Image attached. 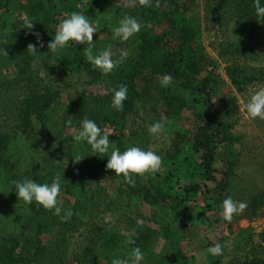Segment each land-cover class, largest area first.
Returning a JSON list of instances; mask_svg holds the SVG:
<instances>
[{"label":"trees","instance_id":"trees-1","mask_svg":"<svg viewBox=\"0 0 264 264\" xmlns=\"http://www.w3.org/2000/svg\"><path fill=\"white\" fill-rule=\"evenodd\" d=\"M79 2L83 3V8H79ZM137 2L144 10L143 14L148 13L167 29L162 33L140 31L128 41L121 42L112 39V27L123 15L136 17L137 13L135 8L120 5L119 0H0V10L6 14L17 10L21 16L12 30H8L7 20L0 22V72L22 67L14 79L0 83V107L21 99L27 104L21 124L0 133V264H34L37 256L46 250L39 241L42 232L70 222V219L61 220L35 202L30 205L19 202L14 187L10 192L12 181L32 178L41 183L51 182L52 176L60 173L62 192L75 200V211H87L95 206L99 173L114 172L106 168L107 155L92 153L85 144L74 142L73 136L62 143V150L46 154L42 150V138L28 131L31 113L39 117L48 114L55 99V94L46 88L33 94L28 90L26 73L30 72L32 62L40 55H53L55 61L66 67L71 79L86 75L91 79L90 85L104 87V94L84 91L78 100L72 102L68 114L77 116L79 124L87 117L94 119L103 129L105 125L122 127L142 96L136 87V80L148 70L161 78L165 74L172 77L167 88L160 85L156 93L149 94L151 103L164 100L181 111L193 97L198 112L196 134L189 153L181 155V152H177L168 157L166 164L169 168L165 175L156 173L159 180L155 181L154 189H146L142 198L137 194L135 198L153 201L166 210H173L178 219L187 208L188 201L197 198L205 187L199 181L200 176L207 183L217 181L216 174L219 172L215 160L218 150L227 147L233 138L218 122L220 96L216 92L218 83L214 79L215 74L211 72L200 78L202 71L211 63L204 42V14L200 3L198 0H152L149 7L141 6L139 0ZM229 5L230 0H216L212 6L211 13L220 23H223L224 12ZM73 11L82 12L89 19L100 18V27L93 38L97 50L109 44L113 51L124 44L128 45L127 58L110 74L103 75L85 61L83 44L70 42L68 47L54 54L49 51L48 43L54 38L55 25L61 17ZM236 12L237 24L241 25L242 30L248 31L246 26L253 22L264 21L256 19L253 0H239ZM28 17L35 19L32 29L24 28L23 21ZM35 33L42 38V46L37 43ZM30 44L36 45V54L27 50ZM242 49H246V46L237 50ZM23 67H27V72ZM251 72L258 75L256 69L239 66L230 68L228 74L232 83L241 89L252 80ZM121 84L127 86L128 96L123 109L117 111L110 106V89ZM109 138L122 151L126 146L137 145L132 136L125 134H110ZM77 152L85 157L79 163L72 161L73 154ZM170 166L173 168L170 169ZM219 174L224 176V181L219 182L218 187L225 192L234 172L230 167ZM180 180L187 182L182 193ZM263 204L264 193H261L253 200L251 213H256ZM125 223V229L117 228L99 235L100 244L90 264H111L113 255L127 258L131 264L130 253L135 246L148 254L145 264H174L168 256L152 251V245L160 233L157 229L137 224L133 218ZM129 238L135 240L134 245L125 243ZM181 258L184 259V256ZM208 264L224 263L222 260H211ZM232 264H264V260L247 258Z\"/></svg>","mask_w":264,"mask_h":264},{"label":"rangeland","instance_id":"rangeland-1","mask_svg":"<svg viewBox=\"0 0 264 264\" xmlns=\"http://www.w3.org/2000/svg\"><path fill=\"white\" fill-rule=\"evenodd\" d=\"M198 1L204 14V42L211 62L200 78L211 72L215 74L214 79L218 83L216 92L220 96L218 122L233 138L227 147L218 150L215 160L219 173L232 167L234 174L230 177L228 190L222 192L218 187L219 182L224 181L223 175L216 174L217 181L208 183L200 176L199 181L205 187L197 198L194 197L195 200L191 198L188 201L183 215L176 219L173 210H166L153 201L135 198L136 194L142 198L146 189H154L155 181L159 180L156 173L136 176L135 183L129 184L122 176L116 177L114 172H101L93 208L75 211V200L61 193L60 205L71 208L73 215L69 223L42 232L39 241L46 250L37 256L34 264H90L100 244L99 235L117 228L125 229V222L132 218L141 220L140 225L160 232L152 251L168 256L174 264H208L211 260L232 264L247 258L264 260V204L256 213H251L253 200L264 193V120L247 118L243 110L250 91L264 87V21L253 22L246 26L248 31L242 30L236 17L239 0H230L223 23L211 13L216 0ZM119 4L135 8L136 18L142 24L140 31L162 33L167 29L148 13L143 14L144 10L137 0H119ZM83 7V3L79 2V8ZM69 15L61 17L55 29ZM20 18L17 10L10 14L0 10V22L7 20L8 30L15 28ZM242 46L246 49L238 51ZM120 49L128 52V45L124 44L114 52L119 55ZM236 66L256 69L258 75L251 72L252 80L240 89L232 83L228 74L229 69ZM21 68L0 72V83L14 79ZM23 69L27 72V67ZM26 74L31 94L44 88L55 94L48 114L39 117L31 113L28 131L42 138L44 153L62 150V143L74 135L73 129H79L77 116L68 114L72 102L78 100L84 91L104 94V87L90 85L91 79L86 75L71 79L66 67L55 61L51 54L40 55ZM160 79L150 70L144 72L136 80V87L142 96L136 102L135 111L125 119L122 127L105 125L104 129L117 136H132L135 143L143 148L151 147L162 160L158 172L165 175L169 168L166 164L168 157L177 152L181 155L189 153L196 134L198 110L192 96L181 111L164 100L151 103L149 94L156 93ZM23 101L16 100L0 107V133L21 124L27 108ZM68 119L73 121L72 128L65 126ZM157 120L165 123V130L159 137H153L148 128ZM186 184L184 180L179 181L181 193ZM229 196L237 202H245L247 207L227 222L221 218L220 205ZM122 222L125 224L122 225ZM216 243L223 244L224 249L221 255L213 256L208 248ZM147 257L148 254L143 253L140 264H145Z\"/></svg>","mask_w":264,"mask_h":264},{"label":"clouds","instance_id":"clouds-1","mask_svg":"<svg viewBox=\"0 0 264 264\" xmlns=\"http://www.w3.org/2000/svg\"><path fill=\"white\" fill-rule=\"evenodd\" d=\"M141 6H151L152 0H139ZM158 6V4H157ZM255 17L257 20H264V2L262 0H253ZM34 18H25L24 28L32 29L34 27ZM100 18L89 19L82 12L73 11L69 16L63 19L56 28L54 38L48 43L49 51L54 54L59 50L65 49L70 42L83 44L84 59L92 65L94 69L99 70L103 75L110 74L119 64H121L128 56L126 50L120 49L119 55L113 51L112 45L97 50L93 43V36L98 32L100 27ZM142 28V24L132 15L125 14L120 18L117 24L112 27V39L121 42H126L134 35L138 34ZM37 43L42 46V38L39 33H35ZM27 50H31L33 54L37 53L36 45L30 44ZM8 55L7 52L4 53ZM172 82L170 74H165L159 80L162 87L167 88ZM112 93L110 106L117 111H121L124 106V101L128 96V88L121 84L118 87L110 89ZM244 112L247 118L264 120V87H258L251 90L249 97L244 106ZM73 121L68 119L65 121V126L72 128ZM165 130V123L162 120H157L152 123L148 132L153 137H159ZM73 141L76 143L85 144L92 153L96 155H107L106 168L114 170L116 177L122 176L129 184L135 183L136 176H144L146 174L157 173L161 166L162 160L151 147L143 148L138 145H129L122 151L115 141L110 140V134L97 124L94 119L83 118L80 120L79 129H73ZM85 157L77 152L73 154L72 161L79 163ZM15 189V193L19 202L30 205L35 202L38 206H42L45 210L52 212L53 215L60 217L61 220H68L73 215L71 208H63L59 203V198L62 193V176L60 173H55L51 182H38L32 178H23L12 181L10 192ZM247 207L243 201H235L231 196L223 199L221 208V218L224 221L230 222L233 216L240 214ZM137 224L142 221L137 219ZM126 244L134 245V239H127ZM224 245L216 243L209 246L208 252L213 255H221ZM130 256L131 264H140L143 259V252L139 246L132 248ZM111 264H129L127 258L113 255Z\"/></svg>","mask_w":264,"mask_h":264},{"label":"built area","instance_id":"built-area-1","mask_svg":"<svg viewBox=\"0 0 264 264\" xmlns=\"http://www.w3.org/2000/svg\"><path fill=\"white\" fill-rule=\"evenodd\" d=\"M110 133V132H109ZM112 134V133H111ZM114 135V134H113Z\"/></svg>","mask_w":264,"mask_h":264}]
</instances>
